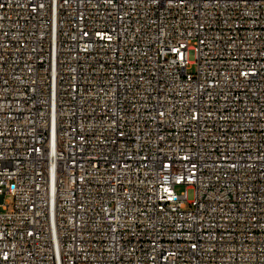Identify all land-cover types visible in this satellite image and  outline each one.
<instances>
[{"label": "built area", "instance_id": "built-area-1", "mask_svg": "<svg viewBox=\"0 0 264 264\" xmlns=\"http://www.w3.org/2000/svg\"><path fill=\"white\" fill-rule=\"evenodd\" d=\"M0 264H264V0H0Z\"/></svg>", "mask_w": 264, "mask_h": 264}, {"label": "rangeland", "instance_id": "rangeland-1", "mask_svg": "<svg viewBox=\"0 0 264 264\" xmlns=\"http://www.w3.org/2000/svg\"><path fill=\"white\" fill-rule=\"evenodd\" d=\"M182 189H183V188H178L177 190H178V191H181Z\"/></svg>", "mask_w": 264, "mask_h": 264}]
</instances>
